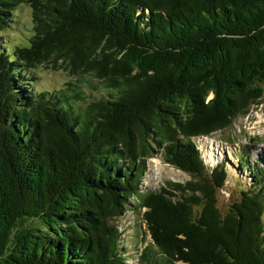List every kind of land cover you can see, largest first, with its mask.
<instances>
[{
	"label": "trees",
	"instance_id": "trees-1",
	"mask_svg": "<svg viewBox=\"0 0 264 264\" xmlns=\"http://www.w3.org/2000/svg\"><path fill=\"white\" fill-rule=\"evenodd\" d=\"M263 98L264 0H0V264H128L134 198L138 264H264V165L222 212L194 141ZM158 155L192 179L142 189Z\"/></svg>",
	"mask_w": 264,
	"mask_h": 264
},
{
	"label": "rangeland",
	"instance_id": "rangeland-1",
	"mask_svg": "<svg viewBox=\"0 0 264 264\" xmlns=\"http://www.w3.org/2000/svg\"><path fill=\"white\" fill-rule=\"evenodd\" d=\"M31 21V8L28 5L20 7L15 21L17 29L30 28ZM36 74L38 88H56L71 79L65 69L53 70L45 66H41ZM102 90L103 86L99 91ZM194 141L210 168L222 161L227 164L228 178L224 187L219 190V207L225 212L232 202L241 197L242 190L250 187L253 181L250 171L240 165L239 157L242 152H249L251 161L264 165V98L262 102L253 104L248 113L238 116L230 127L210 136L196 137ZM147 166L142 182L144 190L159 189L168 180L185 183L192 179L189 173L165 162L161 155L150 158ZM134 201L135 198L125 215L119 219L120 229L123 231L124 252L129 255L128 264H138V249L152 242L150 235L146 236L145 241L142 240L145 225Z\"/></svg>",
	"mask_w": 264,
	"mask_h": 264
}]
</instances>
